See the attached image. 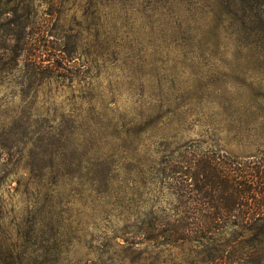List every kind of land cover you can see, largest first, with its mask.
Listing matches in <instances>:
<instances>
[{"label":"rangeland","instance_id":"374dc122","mask_svg":"<svg viewBox=\"0 0 264 264\" xmlns=\"http://www.w3.org/2000/svg\"><path fill=\"white\" fill-rule=\"evenodd\" d=\"M230 8L0 0V261L264 264L262 221L209 241L148 232L172 225L161 159L178 145L264 160V43Z\"/></svg>","mask_w":264,"mask_h":264},{"label":"trees","instance_id":"16d2710c","mask_svg":"<svg viewBox=\"0 0 264 264\" xmlns=\"http://www.w3.org/2000/svg\"><path fill=\"white\" fill-rule=\"evenodd\" d=\"M219 1L228 13H233L230 7L234 3V13L241 21L244 33L247 31L255 36V42L264 43V0ZM28 152L33 161L49 156L53 162L55 158L54 152L48 151L47 155L46 148ZM62 155L65 160L66 155ZM163 160L166 166L162 171L172 180V225L164 220L149 224L148 232L156 234V238L166 243L192 238L209 241L223 230L251 231L258 222H264L263 158L240 157L189 141L178 145L162 157L161 162ZM89 165L83 167L80 164L78 174L86 168L87 175H91V170L100 164L90 162ZM124 167L133 169L130 164ZM0 264L10 263L0 261Z\"/></svg>","mask_w":264,"mask_h":264}]
</instances>
